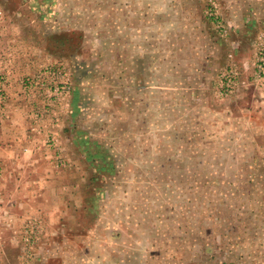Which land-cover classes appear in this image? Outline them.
Returning a JSON list of instances; mask_svg holds the SVG:
<instances>
[{"label": "rangeland", "instance_id": "rangeland-1", "mask_svg": "<svg viewBox=\"0 0 264 264\" xmlns=\"http://www.w3.org/2000/svg\"><path fill=\"white\" fill-rule=\"evenodd\" d=\"M0 264H264V0H0Z\"/></svg>", "mask_w": 264, "mask_h": 264}, {"label": "crops", "instance_id": "crops-1", "mask_svg": "<svg viewBox=\"0 0 264 264\" xmlns=\"http://www.w3.org/2000/svg\"><path fill=\"white\" fill-rule=\"evenodd\" d=\"M11 145L6 146L4 149L2 148V150L4 151V154L6 156V158H8V162L11 163L14 161V158L16 160H18L17 156H14V150H18L22 144L19 142H15L14 145L12 147H10ZM5 159L2 162V165H6L8 163ZM12 174V173H11ZM15 177H13V179H15L17 181V174L15 173L14 175Z\"/></svg>", "mask_w": 264, "mask_h": 264}]
</instances>
